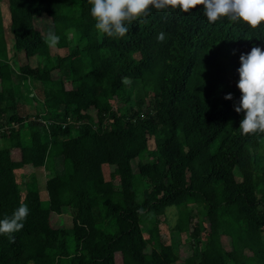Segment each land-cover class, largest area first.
Here are the masks:
<instances>
[{
    "label": "trees",
    "instance_id": "trees-1",
    "mask_svg": "<svg viewBox=\"0 0 264 264\" xmlns=\"http://www.w3.org/2000/svg\"><path fill=\"white\" fill-rule=\"evenodd\" d=\"M89 8L0 0V219L29 209L0 235V264H264V135H241L234 111L239 56L264 50V27L153 9L113 39ZM12 67L33 114L20 112ZM26 166L44 171L47 208L35 175L18 181ZM171 207L177 249L158 229ZM148 216L158 224L144 236Z\"/></svg>",
    "mask_w": 264,
    "mask_h": 264
},
{
    "label": "clouds",
    "instance_id": "clouds-1",
    "mask_svg": "<svg viewBox=\"0 0 264 264\" xmlns=\"http://www.w3.org/2000/svg\"><path fill=\"white\" fill-rule=\"evenodd\" d=\"M87 3L97 33L113 39L124 37L134 22L146 23L153 9L188 13L200 6L208 24L227 19L233 24L246 25L249 31L264 27V0H87ZM44 40L54 47L59 44L60 36L49 29ZM164 40L165 34L159 33L157 41ZM239 64L236 87L240 98L234 104V111L243 113L239 132L243 136L264 135V50L252 47L247 54L241 53ZM123 82L130 83L127 78ZM224 99L231 100L232 95L226 94ZM28 213L27 205L21 204L10 217L0 219V235L11 237L20 231Z\"/></svg>",
    "mask_w": 264,
    "mask_h": 264
},
{
    "label": "rangeland",
    "instance_id": "rangeland-1",
    "mask_svg": "<svg viewBox=\"0 0 264 264\" xmlns=\"http://www.w3.org/2000/svg\"><path fill=\"white\" fill-rule=\"evenodd\" d=\"M3 13L6 19H8V13L6 8H3ZM35 62L32 61V65ZM12 74H13V82H14V89L15 95L17 99V103L20 108L21 114H33L35 111V105L32 104L30 100L31 96L34 95V91L29 82L22 80L19 73L14 70L12 67ZM34 170L31 166L24 167L21 171H18V181H20L21 185L25 184L31 178L32 174L35 175L34 178L36 182H38L39 187V194H40V201L41 205L44 208L48 207V196L46 190L44 188L45 183V173L44 171ZM59 225L62 227H69L70 226V214L67 209H64L62 215L59 216ZM176 222V210L174 207L168 208L166 211V218L159 223V235L163 239L164 243L168 246H171L173 249H177L180 243L184 242V239L180 237L178 232L173 231V226ZM158 224V221L154 219L152 216H148L145 219V222L141 226L142 234L147 236L148 229L152 228L153 225ZM205 237L201 239L200 247H195L196 243H193L194 247H189L184 244V248H187L186 252H194L199 253L204 249ZM191 250V251H190ZM185 258V257H184ZM183 255H181L180 260L176 264H186L184 261ZM192 262V260L188 261Z\"/></svg>",
    "mask_w": 264,
    "mask_h": 264
}]
</instances>
